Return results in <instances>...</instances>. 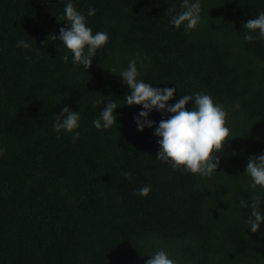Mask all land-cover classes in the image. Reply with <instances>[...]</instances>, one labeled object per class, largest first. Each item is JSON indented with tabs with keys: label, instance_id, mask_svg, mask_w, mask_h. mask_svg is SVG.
Returning a JSON list of instances; mask_svg holds the SVG:
<instances>
[{
	"label": "trees",
	"instance_id": "1",
	"mask_svg": "<svg viewBox=\"0 0 264 264\" xmlns=\"http://www.w3.org/2000/svg\"><path fill=\"white\" fill-rule=\"evenodd\" d=\"M68 2L0 0V264H145L159 250L177 264H264V222L252 233L240 203L259 195L264 213V190L244 173L264 154V40L246 41L243 28L264 0H199L191 32L170 24L182 0H71L108 35L87 71L53 38L70 27ZM133 59L138 80L176 89L169 105L203 92L227 113L210 177L156 159L153 132L171 114L153 110V127L137 131L143 109L125 105L119 77ZM109 100L116 124L97 130ZM65 106L81 115L75 142L53 131ZM145 185L147 197L133 195Z\"/></svg>",
	"mask_w": 264,
	"mask_h": 264
},
{
	"label": "clouds",
	"instance_id": "2",
	"mask_svg": "<svg viewBox=\"0 0 264 264\" xmlns=\"http://www.w3.org/2000/svg\"><path fill=\"white\" fill-rule=\"evenodd\" d=\"M182 11L172 16L170 24L174 29H179L184 25L185 30L191 32L200 22L201 4L199 0L190 2L182 0ZM172 12L174 9L169 8ZM95 14L94 8L88 9V16ZM70 27L60 28L59 36L54 35V39L59 40L71 53L74 65H82L84 69L91 66L93 57L97 50L108 42V35L105 32H96L86 25L85 16L79 13L71 3L65 5L64 20ZM246 31L244 39L254 41L264 40V13H260L254 19L244 23ZM253 35L252 33H256ZM17 47L29 48L30 45L24 40L17 42ZM68 54H65L63 61L68 62ZM139 72L137 62L131 60L128 67L122 70L119 77L122 83L127 85L130 92L124 97L125 105H139L142 111L135 116L134 122L137 131H143L146 127L152 128L154 121L149 120V114L155 110L160 113L171 114L168 118H162L155 128L153 135L158 137L157 143L159 151L157 160L171 165L173 171L183 169L185 173L198 174L201 177H210L219 166V157L215 155L222 152L223 145L228 141L230 130L225 126L227 113L219 104H215L210 95L203 92L194 95H184L174 105L168 102L173 98L175 88L153 87L151 84L138 80ZM189 101L194 102L191 110L186 109ZM102 101H97L96 105H101ZM115 100H109L103 110L99 112V117L93 121V127L97 130L109 129L116 124L117 116L114 110L117 109ZM81 119L80 112H72L67 106L61 109L60 115H56L53 131L59 133H74L72 139L75 142L79 139L80 133L75 131L79 128ZM4 150L0 149V155ZM251 180L249 187L255 192L257 186L264 190V154L250 156L245 168ZM126 179L131 178L130 172H124ZM151 191L149 185H145L135 191L133 195L147 197ZM241 207L250 208L251 214L247 224L252 233H256L259 226L264 222V213L259 205L262 203L261 196L252 198V202L241 200ZM145 264H177V261L169 258L165 251L155 252Z\"/></svg>",
	"mask_w": 264,
	"mask_h": 264
}]
</instances>
